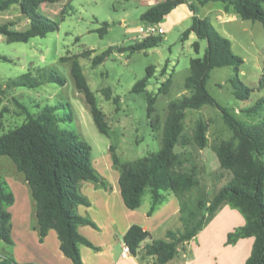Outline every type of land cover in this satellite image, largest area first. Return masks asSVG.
Masks as SVG:
<instances>
[{
  "label": "trees",
  "instance_id": "16d2710c",
  "mask_svg": "<svg viewBox=\"0 0 264 264\" xmlns=\"http://www.w3.org/2000/svg\"><path fill=\"white\" fill-rule=\"evenodd\" d=\"M64 0H0V12L18 4L22 14L29 19V26L24 29L15 28L16 22L10 20L0 25V33L8 42H28L36 36H46L60 27V20L54 19L44 12L45 4H55ZM223 2L227 8L237 11L242 19L260 21L264 25V0H163L151 5L141 14L146 24L164 21L165 17L178 5L188 3L193 10L191 26L183 32V39L195 33L199 39L207 40V48L202 57H194L190 62V74L185 79L184 94L168 104L167 115L163 126L162 146L158 152L132 161L122 162L117 148L110 145L113 166L119 170V184L122 196L130 209H137L143 203L147 189L151 190L153 203L149 211L152 215L157 206L173 193L181 203V219L184 225L180 230H169L166 238L153 239L145 245L142 259L152 256L155 264H165L173 259L185 244L194 238L211 219L223 203L239 209L246 218L245 225L228 234L227 243H235L242 237L255 238L252 253L245 264H264V120L247 124L234 115L229 108L219 104L207 88L211 71L217 67L235 66L236 71L244 59L235 54L230 38L222 35L210 18L197 14L198 5L208 2ZM64 10L61 14L64 18ZM104 23L102 29H106ZM163 40L162 35H151L129 46H112L93 57V66H97L114 51L131 52L146 51L157 47ZM193 47L200 52V42L196 40ZM94 50H85L83 56H92ZM0 58L10 60L0 54ZM71 58V57H70ZM63 57V60L70 59ZM155 66H149L147 75L137 81L134 92L144 90L150 77L154 75ZM39 75L31 71L17 79L9 80L8 86L39 87L43 83L53 82L66 84V79L54 69L38 68ZM166 71V66L163 69ZM72 74L77 88L85 94L98 130L108 135L109 123L106 114L99 107L95 93L91 90L83 73L78 58H73ZM234 94L239 99L249 98L252 87L244 86L239 78L231 80ZM172 84L170 76L159 87L158 93H167ZM264 86V72L261 77ZM0 91H4L0 87ZM107 99H112L110 88L103 89ZM157 96H149L148 117L154 130L160 129V116L155 114ZM119 98L115 97L114 101ZM217 107L223 119L232 131L230 138L222 139L213 146L220 165L231 173V179L218 189L211 200L208 194L201 191L192 196L194 188L201 189V181L196 166L183 171L186 159L176 151V146L184 149L194 142L200 149L208 147V123L197 119L193 140L185 134L187 109H201L205 105ZM262 103L258 102L246 109V113H256ZM26 117L24 121L8 130L4 127V113L0 112V156H8L17 170L24 174L32 198L36 204L37 225L40 239L54 229L60 239V247L74 264H83L80 246L82 244L98 249L80 231L81 225L98 227L91 218L80 214V205L90 206L91 202L81 191L82 181H92L108 187L93 164V146L76 129L62 127V122H73L76 113L69 101L45 105L39 112L32 113L19 103ZM64 109L60 114L58 111ZM16 201L14 192L8 187L6 180L0 175V239L13 244L12 213L8 209ZM151 237V232L141 224L134 223L124 234V242L130 247L132 255H139L141 244ZM0 264H35L20 263L12 255L0 253Z\"/></svg>",
  "mask_w": 264,
  "mask_h": 264
},
{
  "label": "rangeland",
  "instance_id": "374dc122",
  "mask_svg": "<svg viewBox=\"0 0 264 264\" xmlns=\"http://www.w3.org/2000/svg\"><path fill=\"white\" fill-rule=\"evenodd\" d=\"M147 0H64L45 6L44 12L54 19L60 20L58 30L46 36H36L28 42H8L0 40V54L10 60L0 58V112L4 113L6 130L21 124L26 114L19 103L26 106L32 113L39 112L47 104H58L63 101L72 103L76 113L73 122H62V127L76 129L93 146V164L107 175H115L116 169L109 167L106 154H111L110 145L117 148V154L122 162L132 161L151 152H158L162 146L163 126L167 115L168 104L184 94L185 79L190 74V62L194 57H202L207 41L201 39L202 50L197 53L193 47L195 39H183V32L188 29L191 19L170 27L162 21L166 33L157 46L146 51L124 52L114 51L102 63L93 66V57L112 46H129L143 40L145 22L141 14L148 9ZM220 4V3H218ZM14 6V5H13ZM0 13V25L14 21L19 29L28 27L27 19L21 15L19 6ZM64 10V18L61 14ZM212 17V18H211ZM214 25L223 35L230 34L232 48L235 54L244 59L239 70L227 65L214 68L207 82V88L215 100L230 109L240 120L247 124L264 120V86L261 77L264 72V25L260 21L244 20L238 22H218L211 16ZM107 22L106 29L104 23ZM161 35V34H159ZM228 36V35H227ZM85 50H94L92 56H83ZM63 57H71L63 60ZM73 58H78L91 90L95 93L97 103L106 114L109 123L108 135L101 133L92 116L90 105L85 94L77 88L72 74ZM149 66H155V72L150 77L146 88L134 92L133 87L138 80L143 79ZM166 66V71L163 69ZM54 69L66 79L65 85L46 82L39 87L8 86L9 80L17 79L31 71L39 75L38 68ZM172 84L167 93H158L159 87L169 77ZM239 78L244 86L252 87L249 98L239 99L234 94V78ZM110 88L112 99H107L103 89ZM149 96H157L155 114L161 118V127L154 130L147 115ZM118 97V101L114 98ZM261 102L256 113H246L244 109ZM60 109L58 113H64ZM204 119L209 126L208 147L200 149L191 142L186 149L176 146L186 159L183 171L196 166V172L201 181V189L194 188L192 196L205 191L211 200L220 187L231 179V173L221 167L213 146L222 139L230 138L232 131L223 119L222 112L215 106L205 105L201 109H187L185 119V134L193 140L197 119ZM264 160V156H263ZM112 170V171H111ZM0 175L6 180L8 187L15 189L17 175L24 174L17 170L15 163L8 156H0ZM149 193H146L148 195ZM146 196L142 208H146ZM23 201V203L21 202ZM27 205H28V200ZM20 195L18 204H24ZM18 206L12 208L15 216L14 226L15 246L0 239V253L13 255L19 261L24 251L23 240L17 233L23 220L18 216ZM21 232V231H20ZM20 246V247H19ZM17 261V262H18Z\"/></svg>",
  "mask_w": 264,
  "mask_h": 264
},
{
  "label": "crops",
  "instance_id": "0c3cea01",
  "mask_svg": "<svg viewBox=\"0 0 264 264\" xmlns=\"http://www.w3.org/2000/svg\"><path fill=\"white\" fill-rule=\"evenodd\" d=\"M161 1L163 0H147L148 8ZM16 5L19 6L18 4L14 6ZM49 5L45 4L42 8L45 9V6ZM20 14L24 15L22 12ZM197 14L200 17L208 18L214 16L221 23L243 21L237 11L232 8H227L225 3L219 1L208 2L205 5L199 4ZM193 15L194 12L189 4L182 3L175 7L164 20L169 23L170 27H173L181 23L184 19L193 20ZM211 18L210 20L212 21ZM26 19L29 26V19L27 17ZM145 25L148 26L150 24ZM160 26L164 30L161 35L165 34L166 27L161 22ZM15 28L19 29L17 24ZM225 30L228 36H224L230 38L229 36L230 34L232 36V33H229L227 29ZM189 38L195 39V41L199 40L201 51L203 47L201 39L195 33L190 34ZM0 40H6V37L1 33ZM206 48L207 45H205V50ZM106 157L109 162V167L112 170L115 169L112 154H106ZM96 169L98 170V168ZM98 171L103 179L107 181L108 187L92 181H82L81 183V191L88 197L91 205H80L78 210L80 214L91 218L98 226L94 227L88 224L79 226V231L98 247V249H95L84 244L80 246L83 264H155V259L152 256L142 259L144 253L143 248L146 244L152 242L153 239H165L169 230H180L184 228L181 219V203L179 197L173 193L168 194L166 201L159 204L154 213L149 215L153 197L151 190L147 189L143 196V203L145 202L146 196L150 197V200L146 202V208H142V203L141 207L130 209L122 196L119 184V170L116 169L114 177H112L111 173L107 175L103 171ZM16 177L17 179H15L14 183L15 189H12L16 201L8 209L12 213V208L19 205L17 217L19 216L23 220L22 224L24 223V225L22 227L21 224L18 226L19 231L17 233H22V235L18 236L23 240L21 246L24 245V248L22 247L24 253L20 254L21 259L19 261L16 259L17 255L15 251H12V256L20 263L74 264L61 250L60 239L54 229L50 230L43 240L40 239L39 232L36 229V204L32 198L30 187L24 175H17ZM146 193L149 194L146 195ZM19 195L21 200H28V205L27 201L24 204H21L23 201H20L21 203L18 204ZM15 216L12 213L13 246L16 243L18 244L14 232L15 229H13ZM134 223L141 224L144 229L150 231L151 237L142 242V249L139 255H124V234ZM245 223L246 218L239 209L231 206L229 203H223L199 233L188 241L173 259L165 264H245L252 253L255 238L252 236L242 237L235 243H227L228 234L245 225Z\"/></svg>",
  "mask_w": 264,
  "mask_h": 264
},
{
  "label": "built area",
  "instance_id": "2783aa9c",
  "mask_svg": "<svg viewBox=\"0 0 264 264\" xmlns=\"http://www.w3.org/2000/svg\"><path fill=\"white\" fill-rule=\"evenodd\" d=\"M143 31H144L143 39L148 37V36L159 35V34L164 32L163 28L160 26V23L150 24V25L146 26L143 29ZM123 253H124V255L131 254L130 247L126 243L124 244V247H123Z\"/></svg>",
  "mask_w": 264,
  "mask_h": 264
}]
</instances>
